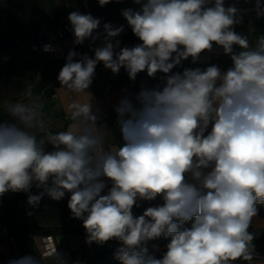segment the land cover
Returning <instances> with one entry per match:
<instances>
[{"label": "clouds", "instance_id": "clouds-1", "mask_svg": "<svg viewBox=\"0 0 264 264\" xmlns=\"http://www.w3.org/2000/svg\"><path fill=\"white\" fill-rule=\"evenodd\" d=\"M110 2L98 0L101 7ZM134 3L140 7L121 13L140 41L134 46L121 47L115 39L123 25L105 23L101 34L99 18L69 13L76 45L103 37L91 49L94 56L70 50L57 76L69 94L87 100H73L71 123L55 132L44 129L45 101L32 84L22 99L6 105L10 119L0 122V196L29 193L28 204L36 208L44 196L60 201L69 194L68 208L83 222L85 242H121L115 253L120 264H251L256 249L249 228L257 205L264 204V35L253 42L237 33L241 11L225 7V0ZM262 14L264 6L257 10ZM214 44L231 58L226 71L213 64L172 72L189 57L196 63ZM100 63L113 74L123 68L133 81L144 71L149 77L165 74L162 88L142 87L134 99L119 101L118 145L99 123L87 91ZM33 186L42 191L31 194ZM158 197L162 204L134 215L140 201ZM188 221L191 226L182 227ZM161 236L170 242L156 258L142 245ZM49 255L52 264H68L58 250ZM9 264H41V259L24 255Z\"/></svg>", "mask_w": 264, "mask_h": 264}, {"label": "crops", "instance_id": "crops-1", "mask_svg": "<svg viewBox=\"0 0 264 264\" xmlns=\"http://www.w3.org/2000/svg\"><path fill=\"white\" fill-rule=\"evenodd\" d=\"M140 5L134 0H111L101 7L98 0H0V122L9 120L5 112L7 104L23 98V92L30 83L33 92L41 95L45 101L43 108L44 129L53 132L64 130L71 123L69 105L76 100L86 102L85 95L73 96L61 87L57 76L65 64L52 58L46 53L37 51L32 45L37 41L42 26L54 28L64 27L65 34L72 35L68 15L72 11L82 14H91L101 20L97 30L103 33V25L110 23L114 27L124 26V31L115 39L120 40L121 47L134 46L140 41L133 35L122 16V10L127 8L138 9ZM241 23L234 26L237 33L248 35L250 41H255L259 35H264V15L241 13ZM101 39L92 42L85 40L82 45H76L79 54L87 53L94 56L91 50L102 43ZM238 51V48L234 47ZM217 65L226 71L232 65L229 55L224 54L222 47L214 44L211 51L201 53L199 60L193 63L191 57L182 61L172 72H182L184 68L206 69L210 65ZM165 83V74L157 72L155 77H149L147 72L137 74L135 80H130L127 72L121 68L118 74H113L102 63L95 69L93 82L87 90L91 93L92 109L100 116L99 123L110 130L109 140L113 144H121L122 137L117 124V114L114 111L119 101L124 97L135 98L142 87L162 88ZM211 130L209 126L208 131ZM47 151L52 146L47 145ZM111 187L109 181H105ZM38 194L42 189L35 186L30 190ZM25 192L5 193V203L0 207V264H9L14 258L24 255H38L41 264H52V258L44 252L45 241H50L53 249L65 254L68 264H120L115 259V253L123 245L116 248L119 241L113 239L102 246L93 242L87 244L86 232L80 223V229L63 231L61 224L55 223L52 217H43L36 209L28 206V197ZM107 194V189L103 192ZM159 198L158 205L162 204ZM139 207H133L136 216L142 215L146 208L151 207L147 201H140ZM31 210V215L28 211ZM72 223L71 220L66 221ZM188 221L182 227H190ZM82 227V228H81ZM249 231L255 235V256L251 264H264V216L259 213L252 219ZM52 236L49 239L44 236ZM164 236L150 240V246L160 255L166 251L170 238L164 241ZM235 264H249L238 260Z\"/></svg>", "mask_w": 264, "mask_h": 264}, {"label": "built area", "instance_id": "built-area-1", "mask_svg": "<svg viewBox=\"0 0 264 264\" xmlns=\"http://www.w3.org/2000/svg\"><path fill=\"white\" fill-rule=\"evenodd\" d=\"M228 6H235L241 11V13L244 14L257 15L258 7L264 6V0H259V4L257 3V0H225V7ZM2 22L3 21H0V24ZM128 28L131 30L129 26ZM45 45L50 46L49 50L45 51ZM32 48L37 51L46 53L52 58L61 61L66 60V56L70 50L79 53V50L76 44L74 43L73 34L72 35L65 34L64 27L62 26H58L54 28L42 26L38 33L37 41L32 45ZM103 194L104 193L102 192V195ZM5 198H6L5 194L3 196H0V207L4 205ZM147 202L151 206H156L159 203V197L156 200L147 201ZM28 213H31V210L28 211ZM49 237L52 238V236H47V235L44 236V238L46 239H49ZM54 251L55 249H53V247L50 246V241H45L44 252L49 254ZM255 256H259V254L254 253V257Z\"/></svg>", "mask_w": 264, "mask_h": 264}, {"label": "trees", "instance_id": "trees-1", "mask_svg": "<svg viewBox=\"0 0 264 264\" xmlns=\"http://www.w3.org/2000/svg\"><path fill=\"white\" fill-rule=\"evenodd\" d=\"M31 194L35 193L31 192ZM28 195L29 193H23V197H28ZM69 198V194H66L63 199L56 201L44 196L38 207L33 208L29 204L28 206L32 209H36L37 212H39L44 218L52 217L55 223L61 224L59 228L63 231H75L80 229V223H78L77 219L72 218L71 211L68 208ZM257 208L258 213L264 216V204H258ZM67 220H71L72 223L67 224ZM163 238L164 241L168 239V237ZM121 245V242H117L115 244L116 248ZM142 247H146L149 254L154 255L156 258H161V256L150 246V241H148L145 245H142Z\"/></svg>", "mask_w": 264, "mask_h": 264}]
</instances>
